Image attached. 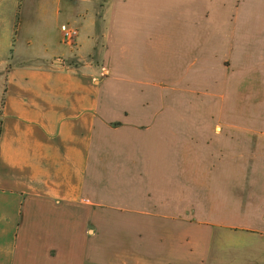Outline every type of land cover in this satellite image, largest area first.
I'll return each mask as SVG.
<instances>
[{"label":"crops","instance_id":"crops-1","mask_svg":"<svg viewBox=\"0 0 264 264\" xmlns=\"http://www.w3.org/2000/svg\"><path fill=\"white\" fill-rule=\"evenodd\" d=\"M199 48L212 104L246 77L264 110V73L239 62L264 61V0H0V264H264V121L120 105L166 80V51Z\"/></svg>","mask_w":264,"mask_h":264},{"label":"rangeland","instance_id":"rangeland-1","mask_svg":"<svg viewBox=\"0 0 264 264\" xmlns=\"http://www.w3.org/2000/svg\"><path fill=\"white\" fill-rule=\"evenodd\" d=\"M78 37L79 33L75 44L70 46L72 52L78 47ZM165 54L166 57L167 55L170 57L171 54V57L176 60L164 61V64L161 66L158 64L154 65V69L158 70L164 68L167 74L166 80L156 84L150 83V87L145 81L139 82L136 79L133 85L130 82V92L126 91L127 93L124 96H121L120 105H130V111L132 110V112L143 111L146 121L160 120L177 126L178 124H181L183 128L191 125L192 122L207 124L231 121L237 124L240 121H264L263 108H254L255 102L257 100L260 101V98L255 99L252 97L254 95L253 90L255 83L249 79L253 78H243L241 83L245 90L241 93H237L235 96L231 97H229V95L225 98L218 97L214 99L212 104L213 99H208L207 96L208 64L206 59V49L172 50L166 51ZM138 57H144L143 51L140 52V55H136V58ZM72 62L74 63L75 60ZM93 62L94 64H102V73L100 74L101 81H98L96 84H102L104 90L115 85L114 76L117 75L116 70L118 71L119 68L112 66L114 61ZM239 62L242 65L245 64L242 67H244V74H248V77H253L260 71L264 73V61ZM120 63L124 64L123 62ZM255 63H257V69H255ZM227 64H231V61H227ZM141 66L142 61H130V71L138 67L141 68ZM111 70L114 72H111ZM246 80L248 82H246ZM231 84H234L233 80H231L230 85ZM240 84L238 83V85ZM89 85L92 86L88 83V86ZM217 105L220 107L221 111H224V113H216ZM138 115L140 114L135 113L134 117ZM110 124L113 127H119L121 125L119 121H114ZM206 131L208 130H199V132L204 133L205 136ZM218 131H220V128ZM176 143L179 144L180 141L177 140ZM184 146L185 145H183L182 148L185 149L186 147ZM187 147L188 149L190 148V142H187Z\"/></svg>","mask_w":264,"mask_h":264},{"label":"built area","instance_id":"built-area-1","mask_svg":"<svg viewBox=\"0 0 264 264\" xmlns=\"http://www.w3.org/2000/svg\"><path fill=\"white\" fill-rule=\"evenodd\" d=\"M61 33H62V36L64 38V42L67 45L73 46L75 44V41H76L77 36H78V29H76L74 27H66V28L62 29Z\"/></svg>","mask_w":264,"mask_h":264}]
</instances>
